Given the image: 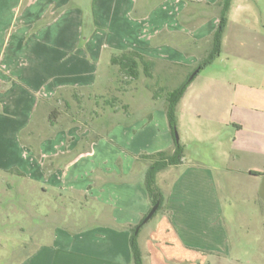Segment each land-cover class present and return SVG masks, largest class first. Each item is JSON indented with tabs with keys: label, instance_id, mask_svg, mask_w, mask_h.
Segmentation results:
<instances>
[{
	"label": "crops",
	"instance_id": "0c3cea01",
	"mask_svg": "<svg viewBox=\"0 0 264 264\" xmlns=\"http://www.w3.org/2000/svg\"><path fill=\"white\" fill-rule=\"evenodd\" d=\"M259 1L233 0L225 30L249 53L239 68L250 63L254 75L264 69ZM220 2L0 0V246L16 235L34 245L16 264H132L131 229L152 209L150 162L138 157L173 153L175 142L164 105L137 115L107 101L114 78L103 69L135 52L150 78L176 68L187 78L210 48ZM139 72L147 77L143 64ZM256 127L237 165L184 152L158 174L165 203L138 231L144 264H264V124ZM213 138L212 150L223 145Z\"/></svg>",
	"mask_w": 264,
	"mask_h": 264
},
{
	"label": "rangeland",
	"instance_id": "374dc122",
	"mask_svg": "<svg viewBox=\"0 0 264 264\" xmlns=\"http://www.w3.org/2000/svg\"><path fill=\"white\" fill-rule=\"evenodd\" d=\"M258 3L259 9L262 11L264 3L260 1ZM239 4L236 1L232 6L236 8ZM211 48L212 39L210 48L207 45L208 51L201 62L209 57L212 52ZM248 54L242 48L232 47V38L228 35V40H226L224 33L221 52L212 64L195 75L199 65L196 69L188 72L190 75L187 78H182L183 73L179 75L181 71L177 68L171 72L175 74L173 77L157 76V69H152L155 75L153 78L146 77L142 72V77L138 81H133L121 72L118 75L119 68L116 65H110L106 69L103 67L104 72L108 71V76L105 77L106 81L109 82L114 78L113 81L110 80L114 89H110L112 93L107 101L111 102L114 108H132L137 111V115H140L147 110L161 108L163 105L166 108L169 92L180 88L187 80H190V86L183 100L177 106V135L181 145L184 146L188 161L191 162L196 153H203L209 163L213 161L214 156L222 161L228 155V163L237 165L238 151L239 148H242L241 142L254 134L256 126L264 124V69L256 70L258 73L256 72L257 74L254 75V67L250 63L239 68L240 63L243 62L239 58L246 59ZM249 58H252V55ZM244 63L246 62L244 61ZM117 75L118 83L115 81ZM131 95H135V99L130 98ZM156 96H160L158 103H156L157 101L153 102ZM68 98L71 96L68 95ZM105 101L102 100L103 105ZM70 103L73 106L71 112L78 111L75 107L76 101L70 99ZM81 106H84L87 113L92 109V105L87 102ZM105 106L108 107L106 104ZM59 110H66L65 105L62 104ZM210 111L216 112V115L209 116ZM75 117L78 118L76 115ZM90 117L91 115L87 114L84 118L88 121ZM64 118L68 123L74 117L65 116ZM212 118H215L218 124L212 125ZM211 128L215 129L214 134L216 137H220L223 144L215 145L216 149L213 148V150L211 148L215 138H213L214 134L210 132ZM204 130L209 134L204 136ZM74 208V205H70V214L76 216L77 213L73 212ZM29 222L24 218L19 223L28 227ZM7 224L9 223L7 222ZM31 233H33V229ZM15 238L17 235L10 239H2L0 264H16L17 257L24 254L25 246L28 247L26 251L31 250L34 246L24 243L19 245L18 239L15 240ZM23 240L25 239L23 238Z\"/></svg>",
	"mask_w": 264,
	"mask_h": 264
},
{
	"label": "trees",
	"instance_id": "16d2710c",
	"mask_svg": "<svg viewBox=\"0 0 264 264\" xmlns=\"http://www.w3.org/2000/svg\"><path fill=\"white\" fill-rule=\"evenodd\" d=\"M232 2L233 0H221L220 2V22L212 38V52L208 58L200 63V66L198 67L199 71L203 70L206 66L211 65L216 56L221 52L223 35L228 24V14L231 9ZM112 63L113 65L119 66L120 72L133 81H137L139 79L140 64H143L147 77H151L149 74V63L145 62L143 57L139 56L135 52H127L119 57H115L113 58ZM190 82V80H187V82L184 83L180 88L170 91L167 98L166 113L175 142V151L173 153L161 151L155 154H144L138 157L141 160H147L150 162L148 171L146 173L144 186L149 195L151 206L154 207L159 203L158 212L163 209L165 198L161 189L157 185V176L159 173L170 167L181 165L184 158V146L181 145L179 139L176 137L178 127L177 106L184 98L190 86ZM146 217L147 215L143 218L138 226L131 229L132 235L130 243L132 251V264H144L143 254L138 240L139 233L137 231H139L144 226L143 221Z\"/></svg>",
	"mask_w": 264,
	"mask_h": 264
},
{
	"label": "water",
	"instance_id": "95a60500",
	"mask_svg": "<svg viewBox=\"0 0 264 264\" xmlns=\"http://www.w3.org/2000/svg\"><path fill=\"white\" fill-rule=\"evenodd\" d=\"M198 72H199V70L196 71L195 75H196ZM195 75H194V76H195ZM194 76H193V77H194ZM193 77H192V78H193ZM176 137H177V139H179V137H178L177 134H176ZM158 209H159V203L156 204L154 207H152V209H151L150 212L148 213L147 217L144 219V221H143V225L146 224V223H148V222L154 217V215L158 212ZM137 232H138V231H137Z\"/></svg>",
	"mask_w": 264,
	"mask_h": 264
}]
</instances>
